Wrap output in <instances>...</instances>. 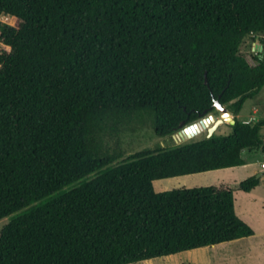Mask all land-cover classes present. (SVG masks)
Wrapping results in <instances>:
<instances>
[{
  "label": "trees",
  "instance_id": "obj_1",
  "mask_svg": "<svg viewBox=\"0 0 264 264\" xmlns=\"http://www.w3.org/2000/svg\"><path fill=\"white\" fill-rule=\"evenodd\" d=\"M2 15L14 24L0 20V264H130L254 235L233 189L154 181L264 152V118H238L264 87V59L240 53L264 32V0H0ZM216 100L230 134L113 165L106 136L144 116L173 135Z\"/></svg>",
  "mask_w": 264,
  "mask_h": 264
},
{
  "label": "rangeland",
  "instance_id": "obj_2",
  "mask_svg": "<svg viewBox=\"0 0 264 264\" xmlns=\"http://www.w3.org/2000/svg\"><path fill=\"white\" fill-rule=\"evenodd\" d=\"M0 20L7 24H14V20L8 15L0 16ZM2 47L7 48L5 45H2ZM240 53L253 64H256L258 59H264V32L246 36L241 44ZM226 107L229 110L230 104H226ZM212 114L216 118H220L222 112L215 109ZM231 114L233 115V113ZM238 115L239 119L252 123L264 118V87L258 95L245 102ZM231 132L232 127L228 121H225L217 133L228 135ZM262 134L264 137V129ZM206 135L207 129L187 139H182L178 135V131L173 135L160 136L154 130L152 119L144 116L133 124L122 128L118 133L106 136L105 145L110 151H117L122 154L113 163V165H118L138 151L169 148L185 142L202 139ZM248 151L244 156L246 158L245 165L158 179L154 181V189L156 191H165L182 187L193 188L201 186L231 188L234 191L237 213L253 228L254 235L214 246L197 248L171 256L130 264H264V173L260 177L259 185L251 192H245L239 188L241 181L264 172V167H262L264 152L262 149ZM94 176L91 175L89 178ZM74 186L76 184L71 187ZM10 220L11 216L0 219V231Z\"/></svg>",
  "mask_w": 264,
  "mask_h": 264
},
{
  "label": "water",
  "instance_id": "obj_3",
  "mask_svg": "<svg viewBox=\"0 0 264 264\" xmlns=\"http://www.w3.org/2000/svg\"><path fill=\"white\" fill-rule=\"evenodd\" d=\"M206 82L208 83V79L206 78ZM216 109L222 112L220 118H216L214 114H204L198 121H194L190 124H187L186 120L180 123V129L178 130V135L182 139L192 138L201 131V127L203 129H207V136H211L216 129L219 127L221 123L228 121L229 124H234L235 119L228 108L216 100L215 102ZM264 172H260L257 174V178H260Z\"/></svg>",
  "mask_w": 264,
  "mask_h": 264
},
{
  "label": "crops",
  "instance_id": "obj_4",
  "mask_svg": "<svg viewBox=\"0 0 264 264\" xmlns=\"http://www.w3.org/2000/svg\"><path fill=\"white\" fill-rule=\"evenodd\" d=\"M238 118H239V115H238ZM220 126H221V125H220ZM219 128H220V127H218V129H219ZM218 129H216L215 132H218ZM248 150H249V149H245V150H243V152H242V156H243V157L245 156V153H246V152H249ZM244 158H245V157H244ZM245 160H246V158H245ZM263 163H264V162H263ZM244 165H245V164H244ZM262 165H263V164H262ZM240 166H241V165H240ZM233 167H236V166H233ZM262 167H263V166H262ZM227 168H232V167H227ZM220 169H222V168H220ZM215 170H217V169H215ZM210 171H212V170H209V171H206V172H210ZM200 173H203V172H200ZM195 174H196V173H195ZM187 175H188V174H187ZM261 177H262V176H261ZM163 179H164V178H163ZM255 188H256V187H255ZM255 188H254V189H255ZM254 189H253V190H254ZM251 191H252V190H251ZM251 191H250V192H251Z\"/></svg>",
  "mask_w": 264,
  "mask_h": 264
},
{
  "label": "bare ground",
  "instance_id": "obj_5",
  "mask_svg": "<svg viewBox=\"0 0 264 264\" xmlns=\"http://www.w3.org/2000/svg\"><path fill=\"white\" fill-rule=\"evenodd\" d=\"M220 125H222V123L220 124ZM220 125H219V127H220ZM218 129V128H217ZM204 131V129L201 127V131H200V133H202ZM200 133H198V134H200ZM177 139L179 140V137L177 136Z\"/></svg>",
  "mask_w": 264,
  "mask_h": 264
},
{
  "label": "built area",
  "instance_id": "obj_6",
  "mask_svg": "<svg viewBox=\"0 0 264 264\" xmlns=\"http://www.w3.org/2000/svg\"><path fill=\"white\" fill-rule=\"evenodd\" d=\"M263 167H264V163H263V165H262Z\"/></svg>",
  "mask_w": 264,
  "mask_h": 264
}]
</instances>
